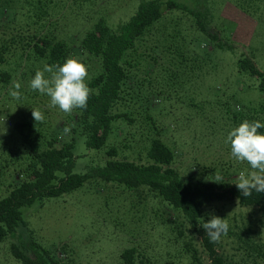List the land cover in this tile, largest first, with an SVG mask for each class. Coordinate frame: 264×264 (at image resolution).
Here are the masks:
<instances>
[{"label": "trees", "instance_id": "1", "mask_svg": "<svg viewBox=\"0 0 264 264\" xmlns=\"http://www.w3.org/2000/svg\"><path fill=\"white\" fill-rule=\"evenodd\" d=\"M61 1L64 0H0V28L5 29L0 35V94L12 103L18 115L12 121L10 134L0 139V162L21 179L18 187L0 199V243L21 226L24 208L71 193L90 178L74 173L75 138L64 141L65 126H70L71 132L84 133L91 149L107 145L115 124L118 128L123 124L131 130L138 129L134 133L139 137L134 136L139 140L122 146L121 159H114L120 150L113 146L108 151L111 159L92 176L131 191L146 188L154 199H159L166 209L160 212V203L155 208V229L167 228V244L178 250L177 256H182L177 245L183 236L182 228L200 231L198 223L210 203L236 199L243 207H257L264 216V193L254 192L245 198L235 181L215 182L217 173L210 167H192L188 176L182 175L174 167L180 151L165 139L168 129L159 103L168 101L173 80H193L202 62H212L213 53L198 54L190 47V36L169 28V19H163L167 13L162 0L143 1L136 13L116 28L101 19L82 40L79 36L69 39L59 30L58 20H53L61 11ZM237 2L242 4V0ZM209 36L220 40L217 34L209 32ZM80 41L79 47L71 44ZM217 45L224 48L221 41ZM68 57L87 65L86 83L92 94L86 110L77 109L59 119L44 106L50 98L33 91L30 81L45 64H62ZM164 59L170 66L163 64ZM235 70L257 80L262 95L257 105H248L235 116L236 126L245 119L264 123V69L253 57L242 55L236 59ZM14 82L21 84L19 100L9 95ZM32 109L44 113V122L36 124ZM247 168L245 163L243 169ZM202 239L211 264H232L219 253L218 243H210L205 233ZM11 251L18 264H62L56 251L41 243L12 244ZM198 254L189 249L187 262L201 264ZM140 256L133 246L121 253L120 262L138 264ZM171 259L167 256L164 264Z\"/></svg>", "mask_w": 264, "mask_h": 264}, {"label": "rangeland", "instance_id": "2", "mask_svg": "<svg viewBox=\"0 0 264 264\" xmlns=\"http://www.w3.org/2000/svg\"><path fill=\"white\" fill-rule=\"evenodd\" d=\"M143 1L149 0H64L53 20H58L59 30L69 39L79 36L82 40L101 19L115 28L126 22ZM162 1L167 13L163 19H169V28L190 36V47L198 54L213 53L212 62L201 61L193 80L187 83L178 78L173 80L168 101L159 103L164 110L161 118L168 129L165 139L180 151L174 167L184 176L189 175L192 167L197 170L210 167L223 181H236L245 163L232 157L231 146L225 140L236 127L235 116L242 114L246 106L257 105L262 98L258 81L235 70L236 59L249 55L264 69V0H242V4L237 0ZM2 30L4 27L0 28V35ZM209 32L219 36L224 48H219V42ZM71 44L79 47L81 41ZM163 64L170 66L167 59ZM49 103L50 100L44 106L50 115L59 119L67 115L58 107H49ZM17 116L12 103L0 94V139L10 134ZM134 132H138L136 127L131 130L115 124L102 149L89 148L87 136L81 131L64 134V141L75 138L74 173L90 178L71 193L24 208L21 226L0 243V264H18L11 246L29 242L56 251L62 264H121V253L133 246L142 256L138 264H164L169 255L172 257L169 264H189L186 255L189 249L199 252L201 264H211L203 248L205 232L201 227L200 231L182 228L183 236L177 244L182 256H177L178 250L167 244V228L155 229V208L160 203V212L166 209L159 199H154L146 188L131 191L92 176L94 170L111 159L108 151L113 146L120 150L114 159H121L122 146L139 140ZM130 135L134 138L130 139ZM5 165L0 162V199L21 184V179ZM237 201L210 203L205 206L202 218L207 222L210 219L207 213H213L227 220L229 229L221 236L218 251L232 264H264V216L257 207H243Z\"/></svg>", "mask_w": 264, "mask_h": 264}, {"label": "clouds", "instance_id": "3", "mask_svg": "<svg viewBox=\"0 0 264 264\" xmlns=\"http://www.w3.org/2000/svg\"><path fill=\"white\" fill-rule=\"evenodd\" d=\"M88 67L75 57H68L62 64H45L38 69L30 81V88L50 98L49 107H58L62 112L71 114L77 109L86 110L92 89L86 83ZM21 84L14 82L9 89V95L19 100L22 97ZM34 121L42 123L44 113L39 109H32ZM264 123L259 120H243L227 135L225 143L231 146L232 157L248 168L239 172L235 186L242 196L251 197L253 193H264ZM64 134H70V126H65ZM223 177L216 174L215 182L223 183ZM238 202V201H237ZM210 219L198 223L210 243H218L222 235H226L229 224L225 218L213 213H207Z\"/></svg>", "mask_w": 264, "mask_h": 264}]
</instances>
